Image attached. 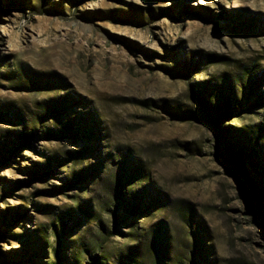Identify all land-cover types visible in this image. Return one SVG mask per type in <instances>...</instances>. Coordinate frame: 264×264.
Here are the masks:
<instances>
[{"label":"rangeland","instance_id":"1","mask_svg":"<svg viewBox=\"0 0 264 264\" xmlns=\"http://www.w3.org/2000/svg\"><path fill=\"white\" fill-rule=\"evenodd\" d=\"M217 96L264 193V0H0V264H264Z\"/></svg>","mask_w":264,"mask_h":264},{"label":"trees","instance_id":"2","mask_svg":"<svg viewBox=\"0 0 264 264\" xmlns=\"http://www.w3.org/2000/svg\"><path fill=\"white\" fill-rule=\"evenodd\" d=\"M209 95H213L215 96L214 93H210ZM217 99L219 100L218 104H214V103H208L207 101H203L205 109L209 112V114L213 115V118L216 120V131H217V135L218 137L221 139V141H227V133L224 129H219L218 125L220 123V121L223 119V117H225L226 115H228V113L230 112V100L232 99V97H228L227 98V102L225 103L227 106H224V101L225 99L222 97L217 96ZM86 135L88 137L92 136L93 133L90 129L86 130ZM33 133H20L19 136H21L26 142H29L30 138L33 136ZM228 142V149L230 150V159L231 162L230 164H233L237 169H240L243 173V175L245 177H247L248 179L251 177L249 176V173L247 171V167H246V162L248 163V161H252V156L250 153H247L245 151H243V147L244 144L241 142L240 147H242L239 151L234 150V146L231 144V141H227ZM93 148H88L86 149V151H91L92 152ZM255 153V152H254ZM141 170H139V168H137L135 170V173L132 175V178L130 179V182H134L137 183V181L142 180L141 178ZM249 176V177H248ZM252 184H251V193L252 195L257 199L258 203L260 204L263 200H264V193L262 191H258L256 184L253 182V180L251 179ZM132 194L134 195V193L132 192ZM121 200L122 203H127L129 205L130 201L127 199L125 192H122L121 194ZM135 206L133 205L132 209ZM260 223L262 225H264V216H262V214L260 215Z\"/></svg>","mask_w":264,"mask_h":264},{"label":"water","instance_id":"3","mask_svg":"<svg viewBox=\"0 0 264 264\" xmlns=\"http://www.w3.org/2000/svg\"><path fill=\"white\" fill-rule=\"evenodd\" d=\"M229 168H230L231 174H233L240 182H242V177L240 175L239 170L233 164H229Z\"/></svg>","mask_w":264,"mask_h":264}]
</instances>
